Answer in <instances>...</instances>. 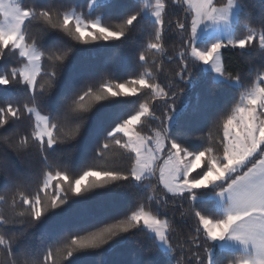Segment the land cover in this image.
Returning a JSON list of instances; mask_svg holds the SVG:
<instances>
[{"label": "snow or ice", "instance_id": "1", "mask_svg": "<svg viewBox=\"0 0 264 264\" xmlns=\"http://www.w3.org/2000/svg\"><path fill=\"white\" fill-rule=\"evenodd\" d=\"M259 2L0 0V264H264Z\"/></svg>", "mask_w": 264, "mask_h": 264}, {"label": "trees", "instance_id": "2", "mask_svg": "<svg viewBox=\"0 0 264 264\" xmlns=\"http://www.w3.org/2000/svg\"><path fill=\"white\" fill-rule=\"evenodd\" d=\"M248 3L254 6L255 14L259 15L262 8L259 0H248ZM129 52L130 50L127 47H123L115 54H113L112 51H107L105 53H99L96 55L90 53L87 59L90 63L99 64L103 62L106 56H111L113 65L123 67L125 61L129 58ZM225 61L226 63L230 64V70H235L236 68L241 67L240 59L235 53L226 52ZM57 227L58 226L55 221L49 222L47 225V228L52 232H55ZM138 257L146 258V252L143 248L139 247L135 239H129L126 243L118 246L114 252H106L99 257L89 258V264H95L97 259L100 261V264H114L116 261H132Z\"/></svg>", "mask_w": 264, "mask_h": 264}]
</instances>
